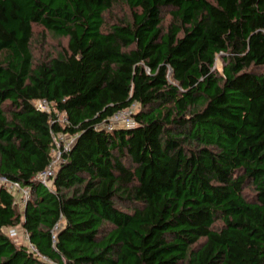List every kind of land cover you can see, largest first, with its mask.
<instances>
[{
    "label": "trees",
    "instance_id": "1",
    "mask_svg": "<svg viewBox=\"0 0 264 264\" xmlns=\"http://www.w3.org/2000/svg\"><path fill=\"white\" fill-rule=\"evenodd\" d=\"M1 178L0 264H264V0H0Z\"/></svg>",
    "mask_w": 264,
    "mask_h": 264
},
{
    "label": "built area",
    "instance_id": "2",
    "mask_svg": "<svg viewBox=\"0 0 264 264\" xmlns=\"http://www.w3.org/2000/svg\"><path fill=\"white\" fill-rule=\"evenodd\" d=\"M36 107L41 111H50V106L46 101H38L36 103ZM138 110L139 108L137 105H134L129 109L122 110L110 118L108 122L104 123L102 127L105 130H114L120 127L133 128L137 124L134 116ZM64 121L66 122L67 120L64 118L63 122ZM54 140L57 148L53 151V161L46 171L41 172L36 177V180L40 181L48 188L52 187V180L56 176L57 168L60 165L62 158V147L65 151L71 150L75 144L76 138L60 134L55 136ZM1 186L5 187L10 193H12L22 207H24L31 198V189L29 187L22 186L17 182H12L5 178H1L0 187ZM10 234L13 238L18 237V231L16 229H12ZM24 235L25 242L29 243L28 235ZM30 248L34 250L32 245H30Z\"/></svg>",
    "mask_w": 264,
    "mask_h": 264
},
{
    "label": "rangeland",
    "instance_id": "3",
    "mask_svg": "<svg viewBox=\"0 0 264 264\" xmlns=\"http://www.w3.org/2000/svg\"><path fill=\"white\" fill-rule=\"evenodd\" d=\"M123 13H124L123 9L117 8V9H115L113 15L118 16V15H122ZM42 32H43V30L41 28H39V27L35 28V35L37 37H39L42 34ZM66 44H67L66 40L60 41V40H57V39H55L49 35H46V38H44L43 41L39 40V42H36L34 44V53H35L36 57L39 59V58L44 57L45 54L50 53L51 51H53L55 49H60L61 46H65ZM215 68L220 72L222 71L223 62H222V59L220 56L217 58ZM15 241L18 244L25 243L24 233L18 232V237L15 238Z\"/></svg>",
    "mask_w": 264,
    "mask_h": 264
}]
</instances>
